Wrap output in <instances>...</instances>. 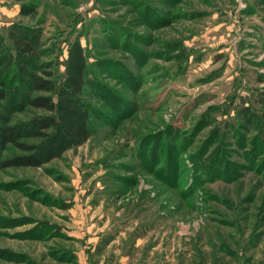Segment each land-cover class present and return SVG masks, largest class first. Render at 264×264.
Masks as SVG:
<instances>
[{
	"label": "rangeland",
	"instance_id": "obj_1",
	"mask_svg": "<svg viewBox=\"0 0 264 264\" xmlns=\"http://www.w3.org/2000/svg\"><path fill=\"white\" fill-rule=\"evenodd\" d=\"M15 22L82 43L94 118L0 169V264H264V0H0Z\"/></svg>",
	"mask_w": 264,
	"mask_h": 264
},
{
	"label": "trees",
	"instance_id": "obj_2",
	"mask_svg": "<svg viewBox=\"0 0 264 264\" xmlns=\"http://www.w3.org/2000/svg\"><path fill=\"white\" fill-rule=\"evenodd\" d=\"M67 50L59 62L37 25L0 28V169L40 168L91 138L97 62L79 40Z\"/></svg>",
	"mask_w": 264,
	"mask_h": 264
}]
</instances>
